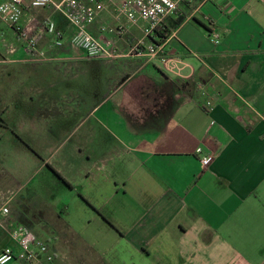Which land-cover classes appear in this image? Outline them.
<instances>
[{"label": "crops", "instance_id": "1", "mask_svg": "<svg viewBox=\"0 0 264 264\" xmlns=\"http://www.w3.org/2000/svg\"><path fill=\"white\" fill-rule=\"evenodd\" d=\"M122 1L91 27L112 60L72 46L53 9L22 19L47 61L0 19V254L23 228L44 264H264V0L184 2L167 62L129 54L144 24Z\"/></svg>", "mask_w": 264, "mask_h": 264}, {"label": "built area", "instance_id": "2", "mask_svg": "<svg viewBox=\"0 0 264 264\" xmlns=\"http://www.w3.org/2000/svg\"><path fill=\"white\" fill-rule=\"evenodd\" d=\"M188 0H124L117 8L118 16L125 17L130 23H143L144 40H141L129 53L146 55L149 58H165V46L167 40L158 42L157 39L149 42L154 37L156 29L168 18L176 15L179 6ZM191 4V2H189ZM116 0H6L0 5V19L9 24L15 30L21 41L24 42L29 52L37 53L35 61H47L51 58L38 49V34L35 25H23L22 19L25 9H53L59 12L74 28V34L70 43L81 50L88 58L115 59L121 55L116 43L112 39H98L92 32L100 14L109 5H115ZM43 30L55 39L58 47L63 46L64 39L58 30L54 20L48 19L42 24ZM101 31L115 33V29L102 27ZM215 43L221 41V35L217 31L211 32ZM147 42V43H146ZM199 154L202 149H198ZM214 161L213 155L201 159L204 168L209 167ZM3 214L9 213L8 206L3 207ZM12 239L20 250L16 252L12 248H6L0 254V264H9L14 261L28 262L30 264H44L39 258L40 253L46 255L48 262L53 261L54 256L49 253L45 243L33 232L23 228H16L11 233Z\"/></svg>", "mask_w": 264, "mask_h": 264}, {"label": "trees", "instance_id": "3", "mask_svg": "<svg viewBox=\"0 0 264 264\" xmlns=\"http://www.w3.org/2000/svg\"><path fill=\"white\" fill-rule=\"evenodd\" d=\"M194 8L193 5L187 3L181 4L176 15L168 18L161 26H159L155 31L154 37H151L150 40L157 39L158 42H163L164 40L169 39L193 12Z\"/></svg>", "mask_w": 264, "mask_h": 264}, {"label": "rangeland", "instance_id": "4", "mask_svg": "<svg viewBox=\"0 0 264 264\" xmlns=\"http://www.w3.org/2000/svg\"><path fill=\"white\" fill-rule=\"evenodd\" d=\"M43 239H47V238H43Z\"/></svg>", "mask_w": 264, "mask_h": 264}]
</instances>
